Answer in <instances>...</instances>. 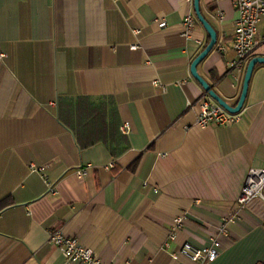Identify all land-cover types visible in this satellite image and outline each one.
Masks as SVG:
<instances>
[{
    "label": "crops",
    "instance_id": "0c3cea01",
    "mask_svg": "<svg viewBox=\"0 0 264 264\" xmlns=\"http://www.w3.org/2000/svg\"><path fill=\"white\" fill-rule=\"evenodd\" d=\"M233 2L199 1L226 51L196 69L232 107L248 63L229 68ZM208 42L193 0H0V264H70L56 229L105 264H196L172 255L222 224L210 264H264L263 205L236 204L264 168V64L237 122L201 128L198 102L213 101L190 65Z\"/></svg>",
    "mask_w": 264,
    "mask_h": 264
},
{
    "label": "built area",
    "instance_id": "2783aa9c",
    "mask_svg": "<svg viewBox=\"0 0 264 264\" xmlns=\"http://www.w3.org/2000/svg\"><path fill=\"white\" fill-rule=\"evenodd\" d=\"M114 2L118 0H112ZM237 18L234 21L233 35H232V51L236 55V60L229 64L231 70L240 73L244 69L247 61L253 58L254 53L259 47L264 45V32L259 36V25L264 23V0H234L233 2ZM194 24L192 17L187 16L183 20V26L186 34ZM161 25L164 26L163 21ZM138 34V31H133ZM132 50L136 49L133 45ZM214 48L218 53L226 51L225 45H215ZM3 55L0 54V58ZM199 114L196 118V125L201 128L209 126H226L237 122L236 115L230 114L220 107L215 102L208 100H200ZM122 134L128 133V127H120ZM32 171H37L33 167ZM85 174L83 170L77 173L78 177ZM50 193L53 189L48 184ZM258 200L264 208V168H251L248 170L243 181L240 192L236 198V204L239 207H244L250 202ZM180 223L179 219L174 221L177 226ZM227 235V228L222 224L217 228L215 235L210 239L208 247L197 248L189 243L181 245L176 253L172 255L174 260L178 257H185L190 262L196 264H210L218 257L219 252V238ZM171 240L174 239L172 236ZM48 243L59 250L62 257L67 263L74 264H105L97 258L92 251L85 248L76 238L65 235L61 230H52L48 234Z\"/></svg>",
    "mask_w": 264,
    "mask_h": 264
},
{
    "label": "water",
    "instance_id": "95a60500",
    "mask_svg": "<svg viewBox=\"0 0 264 264\" xmlns=\"http://www.w3.org/2000/svg\"><path fill=\"white\" fill-rule=\"evenodd\" d=\"M199 1L200 0H193V11H194L197 21L201 24V26L207 33L209 42L204 48V50L192 61L190 65V74L193 77V79L200 85V87L203 89L205 94L213 102L218 104L228 113L236 115L240 112L244 104L247 91H248V84H249L253 69L258 64H264V57H253L248 61L246 68H245V72H244L241 93H240L238 102L234 107L227 105L220 97H218V95H216L213 89L198 75L197 70H196L197 66L205 59V57L211 52V50L214 48V46L217 43L216 32L202 16L200 12V7H199Z\"/></svg>",
    "mask_w": 264,
    "mask_h": 264
},
{
    "label": "trees",
    "instance_id": "16d2710c",
    "mask_svg": "<svg viewBox=\"0 0 264 264\" xmlns=\"http://www.w3.org/2000/svg\"><path fill=\"white\" fill-rule=\"evenodd\" d=\"M5 205L0 206V211L4 208Z\"/></svg>",
    "mask_w": 264,
    "mask_h": 264
}]
</instances>
